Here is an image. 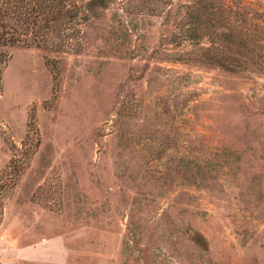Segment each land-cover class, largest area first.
Wrapping results in <instances>:
<instances>
[{
  "label": "rangeland",
  "instance_id": "1",
  "mask_svg": "<svg viewBox=\"0 0 264 264\" xmlns=\"http://www.w3.org/2000/svg\"><path fill=\"white\" fill-rule=\"evenodd\" d=\"M87 2L0 0L1 264H264V57L199 59L219 0Z\"/></svg>",
  "mask_w": 264,
  "mask_h": 264
},
{
  "label": "trees",
  "instance_id": "2",
  "mask_svg": "<svg viewBox=\"0 0 264 264\" xmlns=\"http://www.w3.org/2000/svg\"><path fill=\"white\" fill-rule=\"evenodd\" d=\"M56 1L57 5H60L57 14H53L52 12V6L55 4L54 0H46V3L41 7V11L46 12L43 16L45 17L44 21L60 18V22H62L63 18L74 17L76 15V10L73 11L67 4L70 0ZM107 1L88 0L87 4L91 11L96 12L98 8L106 6ZM206 2L207 0H193V3L198 5H203V3L207 4ZM216 8L218 11L216 17L219 22V31L215 32L217 41L207 46L200 45L202 52L198 54L199 59L208 64L230 70L254 64L259 60V57H264L262 51L255 52L256 46L262 47L264 45V9L255 8L254 6L241 2V0H233L231 3H227L225 0H219ZM208 14L211 16L213 12H208ZM7 15H12L9 4L0 9V43L22 42L21 44L31 45V40L28 41L24 38L17 37L20 30L18 31L15 28H18L19 24H10L6 18ZM22 18L19 17V20L16 21L28 25V21L20 20ZM211 18L214 19L212 16ZM33 26L36 27L34 20Z\"/></svg>",
  "mask_w": 264,
  "mask_h": 264
},
{
  "label": "built area",
  "instance_id": "3",
  "mask_svg": "<svg viewBox=\"0 0 264 264\" xmlns=\"http://www.w3.org/2000/svg\"><path fill=\"white\" fill-rule=\"evenodd\" d=\"M0 264H1V262H0Z\"/></svg>",
  "mask_w": 264,
  "mask_h": 264
}]
</instances>
